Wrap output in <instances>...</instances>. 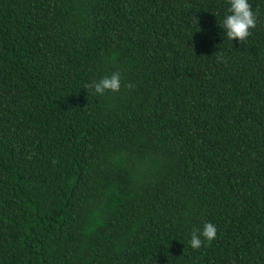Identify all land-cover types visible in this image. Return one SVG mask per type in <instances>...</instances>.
<instances>
[{
  "label": "trees",
  "instance_id": "16d2710c",
  "mask_svg": "<svg viewBox=\"0 0 264 264\" xmlns=\"http://www.w3.org/2000/svg\"><path fill=\"white\" fill-rule=\"evenodd\" d=\"M249 3L241 43L229 0H0V264H264ZM116 71L134 87L84 88Z\"/></svg>",
  "mask_w": 264,
  "mask_h": 264
},
{
  "label": "clouds",
  "instance_id": "9594fccd",
  "mask_svg": "<svg viewBox=\"0 0 264 264\" xmlns=\"http://www.w3.org/2000/svg\"><path fill=\"white\" fill-rule=\"evenodd\" d=\"M230 8L220 27L226 33V37L231 40H239L241 43H246L248 38L253 34L252 30L257 27L258 12H254L249 0H229ZM222 57L218 56V59ZM127 87L132 89L134 85L122 83L121 72L116 71L111 75H106L99 81H92L85 84L84 88L87 90H94V94L103 96L107 92L118 93L121 88ZM217 237V227L211 223H205L203 229H195L191 233L189 241L190 246L194 250H199L204 246L206 240L210 245Z\"/></svg>",
  "mask_w": 264,
  "mask_h": 264
}]
</instances>
